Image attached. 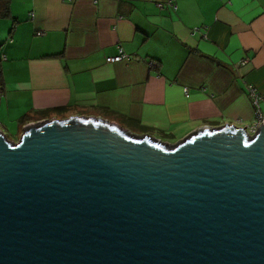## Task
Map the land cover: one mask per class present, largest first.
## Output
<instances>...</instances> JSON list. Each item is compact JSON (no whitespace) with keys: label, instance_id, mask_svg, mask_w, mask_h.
Masks as SVG:
<instances>
[{"label":"water","instance_id":"1","mask_svg":"<svg viewBox=\"0 0 264 264\" xmlns=\"http://www.w3.org/2000/svg\"><path fill=\"white\" fill-rule=\"evenodd\" d=\"M0 264H264V122L172 146L93 116L0 131Z\"/></svg>","mask_w":264,"mask_h":264},{"label":"crops","instance_id":"2","mask_svg":"<svg viewBox=\"0 0 264 264\" xmlns=\"http://www.w3.org/2000/svg\"><path fill=\"white\" fill-rule=\"evenodd\" d=\"M166 1L8 0L0 131L16 143L31 122L93 116L172 146L251 128L250 84L264 117V0ZM119 46L132 60L108 62Z\"/></svg>","mask_w":264,"mask_h":264},{"label":"built area","instance_id":"3","mask_svg":"<svg viewBox=\"0 0 264 264\" xmlns=\"http://www.w3.org/2000/svg\"><path fill=\"white\" fill-rule=\"evenodd\" d=\"M158 6L159 7L168 6L174 11H176L178 8L177 0H167L164 3H159ZM6 41H8L9 43L13 42V38L8 37ZM2 47H3V44L0 43V103H1V100L4 96V90H5L4 89V80H3L2 71H1V65H2V62L7 59L6 54L3 52ZM130 60H132V56L130 54L126 53L122 46H119V53L117 55L109 56L107 58V61L111 62V63L130 61ZM245 62H246V60L243 61V64ZM153 63L154 62H151V64H153ZM249 90H250V96L252 98V103L256 109L257 122L255 124H253L251 126V128H247V130H248L250 135H254L257 132L260 124L262 122H264V117L262 116V113L260 111V102L263 99V95L257 90L256 87H254L251 84L249 85ZM185 92L187 94V90Z\"/></svg>","mask_w":264,"mask_h":264},{"label":"trees","instance_id":"4","mask_svg":"<svg viewBox=\"0 0 264 264\" xmlns=\"http://www.w3.org/2000/svg\"><path fill=\"white\" fill-rule=\"evenodd\" d=\"M8 13V0H0V15L4 16Z\"/></svg>","mask_w":264,"mask_h":264}]
</instances>
